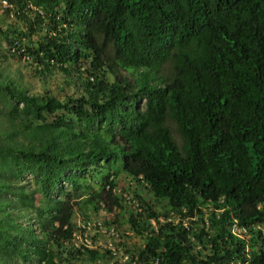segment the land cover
Masks as SVG:
<instances>
[{
    "label": "trees",
    "instance_id": "16d2710c",
    "mask_svg": "<svg viewBox=\"0 0 264 264\" xmlns=\"http://www.w3.org/2000/svg\"><path fill=\"white\" fill-rule=\"evenodd\" d=\"M0 2L42 88L0 74V264L113 259L98 211L128 264H264V0Z\"/></svg>",
    "mask_w": 264,
    "mask_h": 264
},
{
    "label": "rangeland",
    "instance_id": "374dc122",
    "mask_svg": "<svg viewBox=\"0 0 264 264\" xmlns=\"http://www.w3.org/2000/svg\"><path fill=\"white\" fill-rule=\"evenodd\" d=\"M4 4L0 2V25L3 23L9 22L10 17L3 16L2 10L4 8ZM4 43L0 41V74L1 75H9L10 77L16 79L21 85L26 86L31 93H39L42 91L40 84L38 83L37 79L33 78L32 69L29 67L27 61L19 60L17 58L9 57L8 54L4 51ZM50 84V83H48ZM172 138L175 142L179 143L180 138L178 134L173 129V124L169 123ZM117 164L120 165V160L117 161ZM115 169V168H113ZM122 175V173H120ZM128 181L123 179L121 176L118 177V182L115 187L116 194H120L124 198L123 208H127L126 210H133L134 209V202L132 201L131 197L129 196V189H128ZM143 199L148 201L154 211L156 213H161L163 208L158 206L156 201L150 198L145 191H141ZM125 210V212H126ZM114 212L110 214V218H113ZM125 214V213H124ZM108 216L104 215L101 211H98L96 214H91L88 221L86 223L85 228H87V237L86 239H77L78 243L85 244L89 249H96L101 251L106 249L112 255L111 260L99 261V262H85L84 264H108L109 262L116 261L119 264H128L127 263V254L123 253V250L126 248H137L141 247V239L136 237L126 226L125 222L121 224H117V232L116 233H104V228H101L102 222L107 219ZM159 221H161L159 219ZM82 220L79 215H74L73 223L79 227L83 225L81 223ZM100 224V228L96 229L93 227L95 223ZM150 224L153 225V221H150ZM122 234V236H121ZM114 235V236H111Z\"/></svg>",
    "mask_w": 264,
    "mask_h": 264
},
{
    "label": "clouds",
    "instance_id": "9594fccd",
    "mask_svg": "<svg viewBox=\"0 0 264 264\" xmlns=\"http://www.w3.org/2000/svg\"><path fill=\"white\" fill-rule=\"evenodd\" d=\"M234 230H235V227L233 226V227L231 228V231H232V232H236V230H235V231H234Z\"/></svg>",
    "mask_w": 264,
    "mask_h": 264
},
{
    "label": "built area",
    "instance_id": "2783aa9c",
    "mask_svg": "<svg viewBox=\"0 0 264 264\" xmlns=\"http://www.w3.org/2000/svg\"><path fill=\"white\" fill-rule=\"evenodd\" d=\"M2 3H4V2H2ZM235 231V230H234ZM263 231V229H261V232ZM263 248H264V245H263Z\"/></svg>",
    "mask_w": 264,
    "mask_h": 264
}]
</instances>
